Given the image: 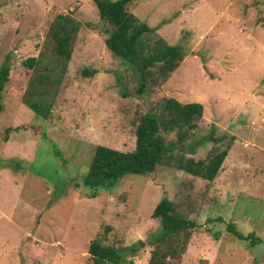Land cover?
I'll list each match as a JSON object with an SVG mask.
<instances>
[{
  "label": "rangeland",
  "instance_id": "obj_1",
  "mask_svg": "<svg viewBox=\"0 0 264 264\" xmlns=\"http://www.w3.org/2000/svg\"><path fill=\"white\" fill-rule=\"evenodd\" d=\"M126 8L186 51L168 80L142 96L133 68L107 50L95 28L92 0H0V67L36 56L57 15L81 23L46 120L22 102L20 75L3 93L0 264H109L92 258L89 244L121 249L146 241L159 226L151 214L164 196L197 223L175 264H264V0H132ZM84 68L93 75L83 76ZM165 97L204 109L184 141L185 158L230 147L215 179L159 166L87 198L83 179L94 148L133 151L132 121ZM229 223L259 243L227 233ZM150 251L144 246L126 261L147 264Z\"/></svg>",
  "mask_w": 264,
  "mask_h": 264
},
{
  "label": "trees",
  "instance_id": "obj_2",
  "mask_svg": "<svg viewBox=\"0 0 264 264\" xmlns=\"http://www.w3.org/2000/svg\"><path fill=\"white\" fill-rule=\"evenodd\" d=\"M131 1L92 0L99 18L94 26L105 35L107 50L133 68L137 80L135 93L142 96L149 87H158L168 80L186 57V51L178 45L166 43L158 36L156 26L150 27L129 13L126 7ZM80 28L81 23L70 15L59 14L51 22L46 44L36 56L26 58L14 68L7 63L0 67V112L3 93L16 73L25 79L22 95L25 106L42 120L50 116ZM81 74L92 76L93 72L84 68ZM121 94L124 98L128 96L124 82ZM203 110L200 103H180L165 97L132 121L135 137L133 151L122 152L97 145L83 179V185L90 189L86 197L96 198L100 191L113 188L127 175H151L159 166L212 182L227 156L229 146L222 150L212 149L203 160L184 157V141L197 128ZM173 133L175 141H168V136ZM209 139L216 142L211 135ZM52 149L57 156L58 151L54 146ZM151 217L158 221L159 226L147 236L146 241H136L118 249L93 240L87 253L99 263L129 264L127 256L134 257L144 246H148L151 251L147 264H175L174 261L185 253L197 223L183 216L165 196L155 205ZM226 231L238 240H250V245L260 241L252 234L243 235L233 223L228 224Z\"/></svg>",
  "mask_w": 264,
  "mask_h": 264
},
{
  "label": "crops",
  "instance_id": "obj_3",
  "mask_svg": "<svg viewBox=\"0 0 264 264\" xmlns=\"http://www.w3.org/2000/svg\"><path fill=\"white\" fill-rule=\"evenodd\" d=\"M176 71V70H175Z\"/></svg>",
  "mask_w": 264,
  "mask_h": 264
}]
</instances>
